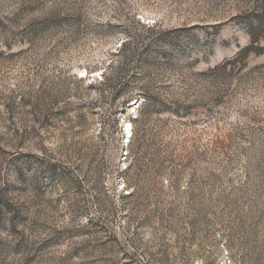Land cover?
<instances>
[{
	"label": "rangeland",
	"instance_id": "374dc122",
	"mask_svg": "<svg viewBox=\"0 0 264 264\" xmlns=\"http://www.w3.org/2000/svg\"><path fill=\"white\" fill-rule=\"evenodd\" d=\"M263 8L0 0V264H264Z\"/></svg>",
	"mask_w": 264,
	"mask_h": 264
},
{
	"label": "trees",
	"instance_id": "16d2710c",
	"mask_svg": "<svg viewBox=\"0 0 264 264\" xmlns=\"http://www.w3.org/2000/svg\"><path fill=\"white\" fill-rule=\"evenodd\" d=\"M260 14H261V16L259 17L260 18L259 22H260V25H261V23H264V8L260 11ZM252 37H253L252 44H254L258 40V39H256L255 31L253 32Z\"/></svg>",
	"mask_w": 264,
	"mask_h": 264
},
{
	"label": "bare ground",
	"instance_id": "6f19581e",
	"mask_svg": "<svg viewBox=\"0 0 264 264\" xmlns=\"http://www.w3.org/2000/svg\"><path fill=\"white\" fill-rule=\"evenodd\" d=\"M128 128H131V124L128 125ZM131 133V132H130ZM130 137V136H129Z\"/></svg>",
	"mask_w": 264,
	"mask_h": 264
}]
</instances>
